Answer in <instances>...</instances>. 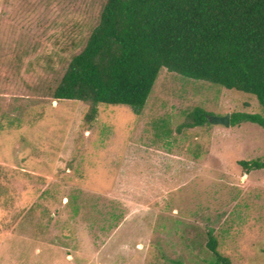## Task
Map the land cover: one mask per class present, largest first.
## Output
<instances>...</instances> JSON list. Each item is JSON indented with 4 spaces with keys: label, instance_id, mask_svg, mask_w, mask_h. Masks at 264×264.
Instances as JSON below:
<instances>
[{
    "label": "rangeland",
    "instance_id": "rangeland-1",
    "mask_svg": "<svg viewBox=\"0 0 264 264\" xmlns=\"http://www.w3.org/2000/svg\"><path fill=\"white\" fill-rule=\"evenodd\" d=\"M104 0H0V264H264V127L255 95L161 67L139 114L53 100Z\"/></svg>",
    "mask_w": 264,
    "mask_h": 264
},
{
    "label": "trees",
    "instance_id": "trees-1",
    "mask_svg": "<svg viewBox=\"0 0 264 264\" xmlns=\"http://www.w3.org/2000/svg\"><path fill=\"white\" fill-rule=\"evenodd\" d=\"M161 67L188 78L251 93L264 107V0H104L84 45L73 54L51 96L97 104H125L139 114ZM230 125L249 121L264 127V116L230 112ZM194 106L179 128L209 124ZM261 168L257 160H240ZM211 264H232L206 230Z\"/></svg>",
    "mask_w": 264,
    "mask_h": 264
},
{
    "label": "water",
    "instance_id": "water-1",
    "mask_svg": "<svg viewBox=\"0 0 264 264\" xmlns=\"http://www.w3.org/2000/svg\"><path fill=\"white\" fill-rule=\"evenodd\" d=\"M209 122L215 123V124H223L224 126L230 125V115L229 113H226L223 116H212L208 117Z\"/></svg>",
    "mask_w": 264,
    "mask_h": 264
}]
</instances>
